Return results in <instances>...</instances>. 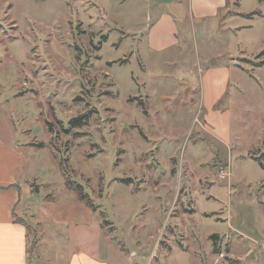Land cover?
<instances>
[{"label":"rangeland","instance_id":"374dc122","mask_svg":"<svg viewBox=\"0 0 264 264\" xmlns=\"http://www.w3.org/2000/svg\"><path fill=\"white\" fill-rule=\"evenodd\" d=\"M235 2L260 14L206 36L221 47L204 54L238 65L208 126L218 141L197 28L181 26L180 61L145 69L147 0H0V138L20 142L36 194L21 219L40 235L31 264L112 240L118 263L264 264V0Z\"/></svg>","mask_w":264,"mask_h":264},{"label":"crops","instance_id":"0c3cea01","mask_svg":"<svg viewBox=\"0 0 264 264\" xmlns=\"http://www.w3.org/2000/svg\"><path fill=\"white\" fill-rule=\"evenodd\" d=\"M150 5V27L141 35L137 46L140 57L145 63L154 69L159 67V58L163 55H171L174 62L180 61L184 54L187 42L181 40L180 29L191 26V31L197 28L202 35V42H195L196 55L205 68L199 71L201 88L199 92V105L205 116V127L215 140L223 141L216 133L210 130L212 120L216 114L214 109L219 107L228 94L232 79V66L236 64L235 56L231 53L212 52L206 55L204 48L221 47L206 36H214L224 26H229L230 32H237L242 27L234 26L238 18H252L259 12L242 13L239 9H231V5L239 6V0H147ZM202 45V46H201ZM204 52V53H203ZM132 56H135L133 51ZM202 56V58H201ZM233 60L231 64L228 60ZM208 65L206 66V64ZM237 65V64H236ZM238 66V65H237ZM158 69V68H157ZM240 69V68H239ZM193 94V92H190ZM188 99L194 101L193 95ZM227 98V97H226ZM20 142H7L0 138V264H30L28 257L27 229L24 223L17 220H25L26 202H31L35 193L29 187V181L21 168L24 164V156L20 151ZM40 226L42 222H39ZM99 231H102L99 224ZM85 229V225L82 226ZM111 242V243H110ZM106 248L98 246L93 252L77 251L72 254L61 251L56 260H44L39 257V264H131V260L124 263L113 262L112 256L125 257L126 251L110 241ZM40 246V235H39ZM104 250V251H102Z\"/></svg>","mask_w":264,"mask_h":264},{"label":"trees","instance_id":"16d2710c","mask_svg":"<svg viewBox=\"0 0 264 264\" xmlns=\"http://www.w3.org/2000/svg\"><path fill=\"white\" fill-rule=\"evenodd\" d=\"M260 1H263V0H260ZM258 66H264V61L259 63ZM81 119L82 118L74 119L73 124L79 122ZM17 221L23 223V221L19 219ZM25 227L27 229V238H28L27 253L29 257V263L31 264V257L35 254V252H37L39 248V238L36 236V232L29 225H25ZM213 239H217V236H214Z\"/></svg>","mask_w":264,"mask_h":264},{"label":"built area","instance_id":"2783aa9c","mask_svg":"<svg viewBox=\"0 0 264 264\" xmlns=\"http://www.w3.org/2000/svg\"><path fill=\"white\" fill-rule=\"evenodd\" d=\"M229 176H230V173H224V172H221V175H220L222 180L228 179Z\"/></svg>","mask_w":264,"mask_h":264}]
</instances>
